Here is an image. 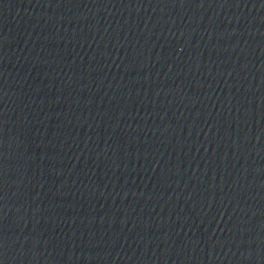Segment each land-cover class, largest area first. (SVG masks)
<instances>
[{
  "label": "water",
  "instance_id": "water-1",
  "mask_svg": "<svg viewBox=\"0 0 264 264\" xmlns=\"http://www.w3.org/2000/svg\"><path fill=\"white\" fill-rule=\"evenodd\" d=\"M0 180L23 264H264V0H0Z\"/></svg>",
  "mask_w": 264,
  "mask_h": 264
}]
</instances>
